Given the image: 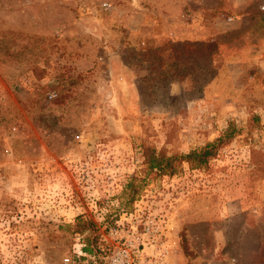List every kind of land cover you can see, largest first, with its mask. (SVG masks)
<instances>
[{"label":"rangeland","instance_id":"374dc122","mask_svg":"<svg viewBox=\"0 0 264 264\" xmlns=\"http://www.w3.org/2000/svg\"><path fill=\"white\" fill-rule=\"evenodd\" d=\"M148 215L168 264H264V0H0V264H105Z\"/></svg>","mask_w":264,"mask_h":264},{"label":"trees","instance_id":"16d2710c","mask_svg":"<svg viewBox=\"0 0 264 264\" xmlns=\"http://www.w3.org/2000/svg\"><path fill=\"white\" fill-rule=\"evenodd\" d=\"M238 130L234 124H229L226 130L221 136L206 145L191 150L186 154L176 155H158L154 151H149L145 155V170L144 178L138 180L137 177H132L126 183L124 189L121 192L120 198L124 199L129 204L133 203L142 190V184L149 179L158 180L166 176L175 175L182 163H187L191 169L199 170L209 164V162L217 155L219 149L234 138ZM141 183L138 184L137 183ZM76 226L79 234H83L86 231V227L89 223H83L81 217L76 218ZM68 227V226H67ZM82 252L88 255H93V247L90 246L89 239L84 242Z\"/></svg>","mask_w":264,"mask_h":264},{"label":"built area","instance_id":"2783aa9c","mask_svg":"<svg viewBox=\"0 0 264 264\" xmlns=\"http://www.w3.org/2000/svg\"><path fill=\"white\" fill-rule=\"evenodd\" d=\"M53 98L55 95L50 96V99ZM162 217L161 220L148 215L145 221L140 220L136 226H131L126 238L116 239L105 264H168L170 250L163 238L168 237L171 220L167 216ZM118 223L111 235L123 232L124 229L119 230ZM139 227H142L141 231H138Z\"/></svg>","mask_w":264,"mask_h":264}]
</instances>
